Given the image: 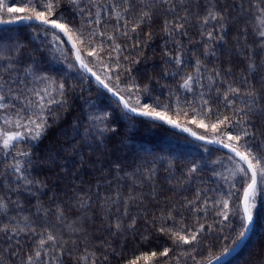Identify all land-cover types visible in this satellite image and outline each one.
<instances>
[{
  "label": "snow or ice",
  "instance_id": "6c2138e0",
  "mask_svg": "<svg viewBox=\"0 0 264 264\" xmlns=\"http://www.w3.org/2000/svg\"><path fill=\"white\" fill-rule=\"evenodd\" d=\"M0 25L31 33L0 32V264H227L247 245L264 0H0ZM142 128L202 151L178 161Z\"/></svg>",
  "mask_w": 264,
  "mask_h": 264
},
{
  "label": "trees",
  "instance_id": "16d2710c",
  "mask_svg": "<svg viewBox=\"0 0 264 264\" xmlns=\"http://www.w3.org/2000/svg\"><path fill=\"white\" fill-rule=\"evenodd\" d=\"M12 29L13 31L20 29L21 36L25 39L31 35L30 30L22 29L21 26L6 27ZM0 29L2 32L4 29ZM57 67H62V65H56ZM85 88H88L89 85L85 84ZM93 91L91 93V98L95 99V84L94 82L91 85ZM164 95H166V90H164ZM85 98H89V93L86 91L84 93ZM114 104L115 101L113 100ZM68 120H71V116L68 117ZM55 129L53 130V133ZM184 134L174 135L172 132H166L164 129H152L148 131L146 129H140L135 137L134 141L138 144L145 145L147 148L163 153L165 155L174 156L178 158V161H184L191 159L192 156L202 150L194 147L190 138ZM51 138V137H50ZM47 143V140L43 142ZM43 147V145H41ZM220 153H216L219 155ZM214 158L213 157H210ZM161 183H163V173H161ZM255 231L251 233L250 240L247 242V245L242 248V250L234 257L227 259V264H249V261L259 260L261 255H264V206L257 209L256 222L254 225ZM221 243H223L221 241ZM219 246H217L214 251H218Z\"/></svg>",
  "mask_w": 264,
  "mask_h": 264
},
{
  "label": "water",
  "instance_id": "95a60500",
  "mask_svg": "<svg viewBox=\"0 0 264 264\" xmlns=\"http://www.w3.org/2000/svg\"><path fill=\"white\" fill-rule=\"evenodd\" d=\"M13 26H20V25H0V29H2V28H6V27H13ZM174 131H177L178 132V130H174ZM180 134H184V135H186L188 138H190L191 140H193L194 138H192V137H190V136H188V134L187 133H180ZM251 235V234H250ZM244 247V246H243ZM242 247V248H243ZM241 250H238V253L240 252ZM237 254L236 253H234L232 256H230V257H226V260L227 259H230V258H232V257H234V256H236Z\"/></svg>",
  "mask_w": 264,
  "mask_h": 264
}]
</instances>
